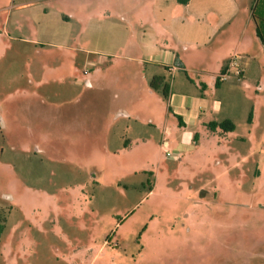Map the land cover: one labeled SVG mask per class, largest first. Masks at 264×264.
Instances as JSON below:
<instances>
[{
    "label": "rangeland",
    "instance_id": "374dc122",
    "mask_svg": "<svg viewBox=\"0 0 264 264\" xmlns=\"http://www.w3.org/2000/svg\"><path fill=\"white\" fill-rule=\"evenodd\" d=\"M98 2L0 0V264H264V83L253 82V125L234 106L226 135L217 126L185 143L146 124L152 140L140 144L126 120L100 123L107 137H96L91 106L111 98L85 71L98 62L104 81L120 60L104 55L117 51L106 27L92 29L108 17ZM23 90L80 117L41 125Z\"/></svg>",
    "mask_w": 264,
    "mask_h": 264
},
{
    "label": "crops",
    "instance_id": "0c3cea01",
    "mask_svg": "<svg viewBox=\"0 0 264 264\" xmlns=\"http://www.w3.org/2000/svg\"><path fill=\"white\" fill-rule=\"evenodd\" d=\"M96 5L106 7L108 17L100 24H92V29L98 32L106 27L105 39L117 51L104 55L120 59L117 62L110 59L111 69L106 70L104 81L100 79L102 69L98 62L91 63L93 68L85 71L90 75L85 77L89 86L94 85L111 98L107 105L91 106L96 137H107L100 123L124 124L126 120H135L137 129L131 133L134 143L151 142V136L139 130L146 124L162 136L166 133L188 143L196 138L199 141L200 134L220 133L218 128L211 130L209 123L233 124L234 106L247 115L250 111L253 113V82L264 83V0H188L186 4L176 0H105L104 3L99 0ZM10 39L42 43L19 36ZM56 45L61 47L59 43ZM82 51L104 56L94 50ZM234 55L242 67L240 76L231 75L216 82ZM154 76H163L168 83L167 99H163L159 89L149 86ZM45 92L49 97L50 94L58 96L63 90ZM15 95L29 99L25 107L40 117L41 125L51 128L66 127L78 120L82 112L79 106L67 107L54 100L47 102L36 91L23 90ZM146 95L158 98L161 104L152 107ZM2 114L0 104V130L6 126ZM249 125H253V119ZM233 126L228 132L235 130ZM251 135L249 131L248 136ZM161 146L169 149L168 139L162 137L160 149ZM128 150L127 146L122 148L123 152Z\"/></svg>",
    "mask_w": 264,
    "mask_h": 264
},
{
    "label": "trees",
    "instance_id": "16d2710c",
    "mask_svg": "<svg viewBox=\"0 0 264 264\" xmlns=\"http://www.w3.org/2000/svg\"><path fill=\"white\" fill-rule=\"evenodd\" d=\"M178 3L180 4H186L188 2V0H176ZM225 69V68H224ZM224 69L222 71H224ZM221 71V72H222ZM220 81L219 78L217 77L216 82ZM149 86L153 89H159L161 96L163 97V99H167L168 97V83L164 80L163 76H154L150 81H149ZM253 113L252 111H250L248 113V117H247V121L250 122L252 119ZM228 124V126L226 125ZM209 128L211 130H213L216 126H219L222 130L224 131H231L233 130L234 126L231 122L229 121H223L220 123H209ZM2 226L0 225V232Z\"/></svg>",
    "mask_w": 264,
    "mask_h": 264
},
{
    "label": "built area",
    "instance_id": "2783aa9c",
    "mask_svg": "<svg viewBox=\"0 0 264 264\" xmlns=\"http://www.w3.org/2000/svg\"><path fill=\"white\" fill-rule=\"evenodd\" d=\"M241 64L239 62V59L236 55H234L230 61L228 62L227 66L225 67L224 71L220 72L218 78L219 80H226L231 75L234 76H240L241 74ZM164 152H166V155L172 154L169 150H167L165 147L163 148Z\"/></svg>",
    "mask_w": 264,
    "mask_h": 264
}]
</instances>
